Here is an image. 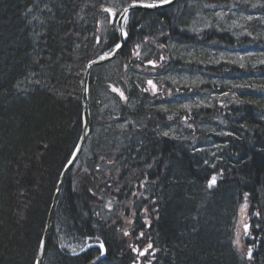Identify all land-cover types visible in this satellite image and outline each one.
Instances as JSON below:
<instances>
[{
	"label": "trees",
	"instance_id": "1",
	"mask_svg": "<svg viewBox=\"0 0 264 264\" xmlns=\"http://www.w3.org/2000/svg\"><path fill=\"white\" fill-rule=\"evenodd\" d=\"M140 1L0 0V264H35L47 214L57 188L58 173L65 165L62 159L71 147L75 146L83 128L82 92L84 77L72 73V78L67 82L64 80V83L60 86L51 79L58 78L57 73L69 74L71 69H77L75 66L70 65L72 59H76L75 47L72 48L71 43L81 44L78 52L83 56L86 63L90 59H96L105 50L113 48L118 43L117 36L110 34L107 42L102 40L101 43H97L95 40V35L99 31L96 26L97 18L91 23L88 21V15H97L95 9L98 7L122 6L123 4ZM146 1L159 2L162 0ZM79 2L82 4H78ZM216 2L222 6L231 5L228 0H179V3L161 11H133L131 18L134 17L135 21L127 26V32L129 33V30L134 29L135 24L142 26L147 22V18L159 19L162 22L161 30L156 33H142L144 38L137 44L140 46V50H144V48L155 43L156 47L150 53L156 51L153 54H157L159 50H162L159 44L167 43L164 38L168 35L174 38L173 31H176L180 26L186 25V27H189L187 18L193 6L196 4L214 6ZM28 7H30L29 12L32 11L36 14L35 17L27 16V13H29L27 11ZM200 9L203 10V8ZM24 10L26 18L30 20L45 17L44 15H47L48 12L58 11L59 14L53 13L56 14L57 21L63 17L66 18L67 22L72 21L77 25H82L81 22L85 21L87 25L81 26V29H79L83 32L84 37L82 40L71 41L67 39L66 34L64 35L63 32L55 34L52 31L54 27L50 23L46 27L39 26L36 29L39 43L32 45L35 50L32 52L34 55L33 60L30 61L32 57L27 56L29 42L23 31L24 17L22 15ZM92 11L94 13H91ZM221 14L201 13L198 16L200 22H193V26L209 28L210 23L208 21L214 22L217 19L221 20L222 26H229L240 17L237 15L222 21L223 15ZM136 18L140 22H137ZM182 23H185V25H182ZM252 23H256V21ZM253 30L255 31V29ZM215 32L217 30L204 36L203 39L212 37V40L204 41V43L209 44L217 40L228 41L233 37L226 30H219L221 35L213 37ZM46 33L49 34V38L45 36ZM76 36L78 35L75 34L73 37ZM213 38H215L214 41ZM238 39L252 44L259 43L264 37L262 33L254 35L249 32V34H242ZM45 41L49 42L48 46L45 45ZM136 46L134 47V44H132V39L128 41L127 38L115 60L116 63L113 61L110 64H103L102 68L99 67L103 72L114 71L117 74V79L114 82L110 83L104 79L97 81L91 79L89 94L92 132L87 143V147L91 148V153L89 159L86 158L87 154L84 153L79 160L83 167L91 172L89 175L93 180L89 184L94 185L95 194L100 197L98 202L89 203L95 221L102 232L105 231L108 236L116 235L118 239L120 236L123 237L125 228L138 233L139 230H135V225L132 228V222L134 220L138 223L142 220L141 216L130 209H127L124 217L115 218L112 212L105 207L106 204L117 202L113 201L115 196L125 198L136 191L132 179L138 177V175L132 168L133 159L128 152L129 145H134L136 149L137 147L143 148L142 153L137 151L138 156L142 157L141 160L145 163L146 157L153 152L152 162H155L154 170L157 172L162 170L163 161L153 150L151 143H148L146 133L153 132L159 127L164 128L174 125L178 120L180 121L184 117L187 119L191 115L192 117L187 120L190 127L184 131L181 128L180 130L187 134L190 130H193L201 140L205 138L203 135L205 129L200 128L198 124H194L197 116H195V113L199 109L194 104L187 105L190 102L189 98L188 101H183V95L188 90L187 87H180L177 83H172L168 79H160L157 81L162 85L161 95L155 97L147 92V86L130 87L119 78L127 77V75L135 77L146 70H148L147 73H150V69L147 68L149 65L146 66L145 63L152 60L153 54L150 58H146L144 53L140 54V64L143 63V65L139 69L136 66ZM210 57H213V51L210 52ZM186 58L187 56L184 54L181 58L176 59L175 57L172 61H166L157 66L156 72L152 74L161 75L162 70L172 67L177 68V70L183 69V61ZM206 65H211L210 61ZM26 66L34 68L31 74V77L37 80V83L33 85L34 91L32 92V86H29V90H24L26 94L15 95L12 91L13 83L21 77L19 75L24 71V68H27ZM221 68L213 67L212 70L217 71ZM223 68L225 69L224 66ZM45 74L48 76L45 77ZM49 75L52 77L51 79H49ZM65 84L69 89L66 93L62 91ZM113 85H117L120 89L110 90ZM240 86L243 87V83H240ZM203 87H205L204 84L190 88H192V91L196 89V94L207 93V90ZM103 88H106V90ZM168 89L172 90L170 96L167 94ZM228 90L234 91L232 87L226 91ZM117 91L119 94L124 92L127 100L123 101L120 98L121 94L119 96ZM128 100L133 101V103H129ZM182 102L186 104H177ZM222 103L220 104L216 98H212V102L209 104L213 106L205 111V115L213 116V119H209L208 123L218 122L222 112L226 113L229 110V106L225 104L226 102ZM116 112L119 113L114 114ZM139 120L142 121L137 124ZM114 130L118 132L117 135L110 133ZM260 131L264 132V129L259 128L255 135ZM123 138L129 139L130 143H123ZM189 140L193 143L190 137ZM255 140L256 144H251L244 141L238 134L233 138V142L241 156L244 148L249 147L255 153V157L252 166L248 168L249 170L244 171L243 169L240 171L243 176H238L239 181L230 180L227 185H230L237 194H241L239 193L241 188L246 191L249 210L246 209L243 216L246 219L252 217L256 222L264 223V203L256 194L259 191L260 180L264 188V138L259 134ZM162 145L169 150V153H178L175 142L163 140ZM146 150L149 151L148 154ZM177 153L175 155L170 154L169 164H171V167L180 159V155ZM182 168L171 172V176L167 181L170 186L169 189H172L171 191L162 188L158 184L160 178L153 177L152 171L149 170L145 172L144 183L138 192L143 196L149 190L164 195L166 193L175 195L177 204L175 203L169 212L166 210V213L158 220L157 224L160 233H164L168 239L166 245L171 260L176 254V256H179L178 261L180 260L178 264H197L199 261L203 264H224L226 259L219 251L218 246L222 243L220 232L224 230L227 224L225 216L222 218V222H219L222 224L218 226L214 223H208L200 227L201 234H198L196 230L191 232L187 229L196 222V218L214 214L211 211H229L236 201L234 198L238 196L239 199L241 195H230L229 205L226 197H218L216 203H214V198L213 200L205 199L200 195H212L218 187L211 194H201L200 189L207 185L201 184L202 178L198 184L203 187L195 193L197 173L189 163H186ZM86 179L88 178H84L79 182L68 178L63 185L64 188L57 209L45 264H93L89 256L90 253L69 256L65 252L67 247L65 241H69L68 236L72 235L68 233L70 230H75V239L72 241L77 244H81L95 235L87 228L86 221L76 208V203L73 204L75 196L71 194V188H77L86 199V195H88L84 189V185L88 183ZM223 181L226 180L222 178L220 182ZM185 189L192 191L194 197H192L193 201L183 204L181 194ZM210 206L215 207L206 212L205 208L207 207V210H209ZM243 207L241 204V208ZM154 216H149L146 219L153 223L157 220L158 214L156 213ZM238 218L239 214H234V220L238 222ZM134 237L137 238L138 235L136 234ZM58 242H64L65 248L60 249ZM143 242L147 243V237L140 241V243ZM124 245L127 246V244ZM157 245L161 244L158 242ZM108 255H113L112 258L115 262L121 261L116 256L115 250L109 248ZM122 260H126V257H123ZM153 261L154 264L155 260ZM261 264H264V257Z\"/></svg>",
	"mask_w": 264,
	"mask_h": 264
},
{
	"label": "bare ground",
	"instance_id": "2",
	"mask_svg": "<svg viewBox=\"0 0 264 264\" xmlns=\"http://www.w3.org/2000/svg\"><path fill=\"white\" fill-rule=\"evenodd\" d=\"M171 1V0H169ZM221 1V0H216ZM231 2V5H218V2L213 5H200L196 4L191 8L188 13V18L191 22H188V26L185 24L177 28L174 32L175 37H170L168 35L164 38L167 43L159 44L162 50H159L157 54H153L156 51H152V53H147L145 57L150 58L152 55V67L147 66L150 73H147L148 70L140 72L137 76L129 77H119L125 83H127L130 87H137L139 85L147 86L146 90L152 96L159 97L161 95L162 85H160L157 80H167L168 78H172L174 75L179 78V82L177 83L180 87H187L188 90L183 95V101H188V98L191 95L192 88L196 84H204L207 93H199L196 94L192 99L194 101V105L197 109H199L195 113L196 121L194 124H198L200 128L205 129L203 135L205 138L201 140L199 136L193 131L184 133L182 131L188 129L190 127L187 124V120L192 117L190 115L189 118H183L178 120L174 125H170L168 127H159L157 130L153 132L146 133V137L149 140L148 143H151L153 150L157 153L160 159L163 161L162 170L155 171V162H152V154L151 152L149 156L146 157V163L141 160L142 157L138 156V151L142 153L143 148H139L134 145H129L128 152L132 157V168L136 171L138 177L132 179L133 185L136 187V191L130 193L125 198L119 196H115V200L117 201L114 204H104L106 209L112 212L115 218H122L127 213V209L132 210L137 215L142 217V220L137 222H132V228L136 227L135 230H139L138 233L128 230L125 228L123 237L120 236L118 239L116 235L108 236L105 231H101L99 226L95 221V217L91 209L89 208V203L98 202L100 197L95 194L94 185L89 184L92 182V178L90 177V173L88 172L80 163V159L86 151H91V148L85 147L84 152L82 151L77 158L73 156L74 147L67 152L65 157H63L62 162L65 164L61 171L58 173V183L61 181L64 174L67 173L69 178L74 179L76 181H81L84 178H88V183L84 185V189L88 195H86V199L83 196V193L80 192L77 188H71V194L75 196L76 208L80 213L81 217L86 221L87 228L91 230L95 235L93 237H89L85 242L81 244H77L74 237V231L70 230L68 233L72 235L68 236L69 241H65L66 249L65 252L69 256H76L80 254L90 253V257L92 259L93 264H153V260H155L154 264H178L180 263L179 256L176 254L173 256L172 260L169 255V250L166 244H168V239L165 237L164 233H160L159 228L157 227L158 220L166 213L167 210L169 212L170 208L177 201L175 200V195H171L170 193L159 194L156 191L149 190L148 193L143 196L138 190L143 185L145 179V172L149 170L152 171V175L155 178H160L158 184L162 188L169 189V184L167 181L171 176V172L175 169H183L182 166H185L186 163H189L191 168L197 173V185L195 187V193L199 191L202 185L198 184L199 180L202 179L201 184H207L205 187L201 188V194L213 193L215 188L218 187L217 191L209 196H203L205 199L213 200L214 203L217 202L219 198H227L228 205L230 203V198L232 194L241 195L237 198H234L236 201L232 204V207L229 211L226 212H215L211 211L214 214L212 215H203L200 218H196V222L187 230L193 232L198 231V234H201L200 227L205 226L208 223H214L217 226L222 224L219 223L222 218L225 216L227 220L226 227L224 230H221V245L218 246L219 251L224 255L226 261L224 264H261V260L264 257V223L256 222L252 217L251 219H246L242 216L240 211L241 204L246 207L248 201V195L243 188L240 189L237 194L232 190L230 185H227L230 180L239 181V177L243 175L240 173L241 170H249L252 166L253 159L255 157V153L251 148L246 147L242 151V156L238 153V149L233 142V138L235 135H239L244 141L250 142L251 144H256V138L259 134L264 138V132L260 131L257 135L255 132L259 130V128L264 129V39L259 43L249 44L245 41L239 40L238 38L242 34H249L252 32L254 35L259 33L263 34L264 37V0H228ZM152 1L141 0L140 2H135L137 4L140 3H149ZM157 3L162 6H158L154 11H161L166 8H170L174 6L176 3H179V0L176 3L170 6H163L164 3L159 1ZM78 4H82L79 2ZM125 4L122 6H108V7H98L95 9L97 15H88V21L92 23L93 20L97 18L96 26L99 29L98 33L95 35V40L98 43L101 41L107 42L108 35L117 36L118 43L120 42V37L128 38V41L132 39V44L134 47L143 40V34L146 32L156 33L159 32L162 28V22L159 19H149L147 18V22L140 26L139 24H135L134 29L129 30L127 37H125L121 33L125 29L126 23L131 24L135 21V18H131V14L133 11L143 10L139 8H135L129 10L127 15V21L123 20V9ZM112 8L116 11L115 17H109L110 12L106 9ZM200 8H203L201 10ZM26 10V9H25ZM25 10L23 11L24 17V28L23 31L27 36L29 50L28 57L30 61L33 60V44L39 43L38 36L36 34V29L39 26H48L49 23L54 27L52 30L55 34L58 32H63L66 34L68 40L76 41L79 39H83L84 34L81 29V26L87 25L85 21H82V25H77L75 22H67L66 18L63 17L59 21L56 20V12H48V14L44 15L45 17L38 18L36 20H30L25 16ZM212 10V11H210ZM27 11H30V7H28ZM213 12L215 14H221L222 21L226 19H230L232 17L240 16L235 23H232L229 26H222L221 20H217L214 22L208 21L210 23V27L206 28L204 26L195 27L193 26V19L195 23L200 22L198 16L201 13ZM91 13H94L93 11ZM43 14V13H42ZM27 16H36L34 12L27 13ZM53 18V22H52ZM49 20V21H48ZM137 20V18H136ZM208 20H210L208 18ZM256 21V23H252ZM137 22H140L137 20ZM252 23V24H251ZM251 24V27H250ZM225 27V28H222ZM255 29V31L253 30ZM59 30V31H58ZM61 30V31H60ZM217 30L213 34V37H218L221 35L219 30H226L229 32L228 34H232V39L225 40H217L215 42H211L209 44L204 43V41L212 40L210 38H204L207 34H211L212 31ZM259 32V33H258ZM143 33V34H142ZM47 34V33H46ZM46 37H50L47 34ZM75 34L78 36L73 37ZM192 37V38H190ZM127 40V39H126ZM215 38H213V41ZM49 42L45 41V45L48 46ZM35 45V46H36ZM72 48L75 50L76 59H72V65L77 69H71L68 73H57V77L51 79L49 75V79L54 80L59 86L62 85L68 80L72 78V73L77 76H83V84L85 83V79L91 81V79L97 80H108V82H114L117 79V74L114 71L103 72L99 69L102 68V64L93 66L90 68L88 65L91 61H95L94 59H90L87 63L84 61L83 56L78 52L81 44L71 43ZM236 49L238 52H242L243 54H239L230 58L233 50ZM213 51V57H210V52ZM229 54L226 61L219 60V54ZM136 51V66H142L140 64V53ZM176 54V56H175ZM184 54H186L187 58L184 60L183 69L177 70V68H169L162 70V74H152L156 72L157 66L163 64L166 61H172L178 58H181ZM212 54V53H211ZM262 59L263 61H260ZM115 62V60H113ZM113 61H110L112 63ZM210 61L211 65H206ZM236 64L239 69H235L229 66L230 63ZM116 63V62H115ZM209 66V67H207ZM225 67V69L223 68ZM24 71L19 75L21 76L17 80L14 81L12 91L15 95H24L26 92L24 90H29V86H32L37 83L36 79L31 77V74L34 71V68H30V66H26ZM213 67H222L221 69H217V71H213ZM98 68V69H96ZM23 69V68H22ZM96 71L94 72V70ZM110 70V69H109ZM150 74V75H149ZM186 74H195L192 77H189L185 82H182L184 75ZM47 74H45L46 77ZM48 76V75H47ZM66 78V79H65ZM79 78V77H78ZM148 81H152L153 84L156 85V88L153 89L152 86L148 83ZM191 82V83H189ZM240 83H243V87L240 86ZM232 87L234 89V95L226 93L228 88ZM145 88V87H144ZM106 90V88H103ZM120 89L117 85L111 86L110 90ZM63 92H68V86L65 84L62 89ZM24 93V94H23ZM123 95H126L124 92ZM223 96V97H222ZM212 98L223 99V102H226L229 107V110L224 113L222 112L220 119L216 123H208L209 119H213V116L205 115V111L208 110L213 105L209 104L212 102ZM209 101V102H208ZM177 103L183 104L186 103ZM82 103H83V92H82ZM214 103V102H213ZM215 104V103H214ZM89 112L90 108L88 106ZM116 112L114 114H117ZM91 115V114H90ZM179 119V117H178ZM193 119V118H192ZM207 119V120H206ZM142 120L137 121V124L141 123ZM130 124V123H129ZM193 124V125H194ZM208 126L206 127V125ZM182 129V131L180 130ZM112 135H117V131L110 132ZM167 133V135H165ZM189 137L193 141L190 142ZM173 141L177 144V151L180 155L179 161H177L172 167L169 164L170 154H176L174 152H170L167 148L162 145V141ZM123 143H130V140L127 138L122 139ZM138 150V151H137ZM147 154L149 153L148 150ZM91 153V152H90ZM89 153V154H90ZM177 153V154H178ZM264 154V153H263ZM186 157V158H185ZM73 158V159H72ZM257 158V157H256ZM89 159V157L87 158ZM257 160V159H256ZM61 162V163H62ZM72 164V165H70ZM73 166V169L70 167ZM171 167V168H170ZM84 169V170H82ZM68 170V171H67ZM213 176H216L217 182L216 184L209 187V182ZM224 178L226 181L220 182V180ZM244 179V178H240ZM57 183V185H58ZM259 191L256 193L258 198L264 203V188L262 187L261 180L259 184ZM63 188L61 192H63ZM173 193V192H172ZM62 194V193H61ZM183 204L189 203L193 201L192 197L194 194L189 189H185L183 191ZM217 197V198H216ZM219 197V198H218ZM245 199V201H244ZM215 206H217L215 204ZM215 206L211 207L206 212L212 210ZM182 207V206H181ZM51 208V205H50ZM50 208L47 214L45 228L47 226L48 219L50 217ZM158 214V218L155 222H151L146 219L149 216H154ZM238 213L239 218L238 222L234 220V214ZM57 214V213H56ZM156 217V216H154ZM56 220V216H55ZM222 222V221H221ZM245 225H247V229H245ZM71 227V225H69ZM44 228V230H45ZM127 233V235L125 234ZM53 234V233H52ZM138 235L135 238V235ZM142 234V235H141ZM147 237V243H140L141 240ZM126 239L131 246L130 248L124 245V240ZM238 241V243H237ZM103 243L104 248L101 249L99 247L100 243ZM159 244L161 245H157ZM151 244L152 247L148 248V245ZM157 245V246H156ZM87 248H92L89 250H85ZM109 248L116 251V256L121 260L120 262L113 261V255L109 256ZM147 249V252H145ZM249 249H251V256H249ZM95 251V252H94ZM103 252V254H101ZM149 252V253H148ZM246 252L247 254L245 255ZM141 253H144L141 255ZM139 256V257H136ZM155 256V258H154ZM123 257H126V260H122ZM203 261V259H201ZM197 264H203V262H197ZM205 264V263H204Z\"/></svg>",
	"mask_w": 264,
	"mask_h": 264
},
{
	"label": "water",
	"instance_id": "3",
	"mask_svg": "<svg viewBox=\"0 0 264 264\" xmlns=\"http://www.w3.org/2000/svg\"><path fill=\"white\" fill-rule=\"evenodd\" d=\"M176 1L177 0H171L167 3H164L163 6H166V7L170 6L174 3H176ZM160 7H162V6H160ZM136 8L143 9V10H156L157 7H155V8L136 7ZM132 9H135V8L129 7V10H132ZM122 33H123V31L121 30L120 34H122ZM120 44H121L120 49H116L110 55L106 56L105 59L98 58L95 61H91L88 66L90 68H92L93 66L100 65V64L103 65V64H106L107 62H110V60L115 59L119 55L120 51L122 50V46L124 44V38L123 37H120ZM89 91H90V80L88 77V79H85V83L83 84V103H82V105H83V128H82L81 135H80V138L78 141L79 147L74 152L75 158H77L78 153L82 148V145L83 144L85 145V142H86L88 136L91 134L92 124H91L90 112L88 109V106L90 103L89 102ZM70 165H72V164H70ZM70 167H72V166H70ZM66 177H67V173L64 174V177H62L61 181L57 185L56 193H55V196L53 198V202H52L51 208H50V217L48 219L47 226L44 230V233H43V236L41 239V242L42 241L44 242V247L41 248V242H40V246H39L38 253L36 256L35 264H37V261H39V264H45L49 243H50L52 233H53V228L55 225V216L57 213L58 204H59V200H60L61 193H62L61 189L65 183Z\"/></svg>",
	"mask_w": 264,
	"mask_h": 264
},
{
	"label": "rangeland",
	"instance_id": "4",
	"mask_svg": "<svg viewBox=\"0 0 264 264\" xmlns=\"http://www.w3.org/2000/svg\"><path fill=\"white\" fill-rule=\"evenodd\" d=\"M152 3H155V2H152ZM188 4V3H187ZM201 4H199V6H200ZM188 19V22H191V20L189 19V18H187ZM193 22H195V20L193 19ZM185 24V23H184ZM140 47V46H139ZM139 47H137L136 46V49H137V51L140 53V54H143L144 53V55H146L147 53H150V51L151 50H154V47H156V44L155 43H152L150 46H148V47H146V48H144V50H140L139 49ZM156 49V48H155ZM239 54H243L244 55V53H242V52H238L236 49H234L233 50V52H232V54H231V56H230V58H232L233 56H236V55H239ZM228 55L229 54H223V53H221L220 52V54L218 55L219 56V60H223V61H226L227 60V58H228ZM146 58H148V57H146ZM260 61H263L262 59H260ZM148 62H150V61H147V63H145L146 64V66L147 65H149L150 66V63H148ZM229 66L230 67H232V68H238L237 66H236V64H234V63H230L229 64ZM139 67V69H141L140 68V66H138ZM195 74H191V75H189V74H186V75H184V77H183V79H182V82H185L189 77H192V76H194ZM179 78H180V76L177 78V76H173L171 79L170 78H168V80L170 81V82H172V83H178L179 82ZM162 83V82H161ZM164 83H166V81H164ZM179 83H181V82H179ZM189 83H191V82H189ZM181 84H183V83H181ZM203 84V83H202ZM202 84H196V86L197 85H202ZM226 93H228V94H230L231 96H233L234 95V91H232V90H228V91H226ZM117 94H119V92L117 93ZM167 94L170 96V95H172V90L171 89H168L167 90ZM196 95V89L195 90H193L192 92H191V95H190V97H189V100H190V102L189 103H187V105L188 106H191L193 103H194V101H193V97ZM119 96H120V94H119ZM223 97V96H222ZM120 98L123 100V101H126L127 100V98H122L121 96H120ZM89 102H90V96H89ZM128 102L129 103H133V101H129L128 100ZM209 102V101H208ZM223 102V99H219V101H218V103H220V104H223L222 103ZM210 103V102H209ZM89 108H90V106H89ZM90 117H91V115H90ZM91 124H92V122H91ZM91 130H92V127H91ZM91 135V134H90ZM90 135L88 136V138H87V140H86V142H85V145L83 144L82 145V148H81V150L79 151V153H78V155L83 151L84 152V150H85V147H86V144L88 143V141H89V138H90ZM79 138H80V136H79ZM78 141H79V139H78ZM78 141L76 142V144H75V147H74V152L77 150V148L79 147V144H78ZM73 152V156H74V153ZM91 151H86V158H88L89 157V153H90ZM73 159V158H72ZM72 169H73V166L71 167ZM69 178V176L67 175V177H66V179H65V181H67V179ZM55 193H56V190H55ZM55 193H54V195H53V198H54V196H55ZM61 198V197H60ZM52 202H53V199H52ZM52 202H51V204H52ZM59 202H60V200H59ZM58 206H59V204H58ZM242 209V211H241V215L243 216L244 215V213H245V210L246 209H248L249 210V206H246V207H243V208H241ZM238 213H240V212H238ZM239 223V222H238ZM124 240V239H123ZM64 243V242H63ZM62 242H58V245H59V248L60 249H62V248H65L64 247V244H63ZM124 244H127V246L129 245V243H128V241L125 239L124 240ZM129 248H130V251H131V249L133 248H131V246L129 245ZM149 253V252H148ZM245 253V255L247 254L246 252H244ZM136 257H139V256H137L136 255Z\"/></svg>",
	"mask_w": 264,
	"mask_h": 264
},
{
	"label": "snow or ice",
	"instance_id": "5",
	"mask_svg": "<svg viewBox=\"0 0 264 264\" xmlns=\"http://www.w3.org/2000/svg\"><path fill=\"white\" fill-rule=\"evenodd\" d=\"M162 2L163 3H167V2H169V0H162ZM158 6H160L159 4H156V3H140V4H137V3H133V4H131V5H129V7H131V8H136V7H145V8H155V7H158ZM129 7H125L124 9H123V20L126 22L127 21V13H128V11H129ZM108 12H110V13H112V15H113V17H115L116 16V11L114 10V9H112V8H108V9H106ZM123 35L125 36V37H127V32H124L123 33ZM137 47H139V45H137ZM115 48L116 49H120L121 48V44H116L115 45ZM137 55H139V53H137ZM106 57H101V59H105ZM149 63H155V62H153V61H150ZM148 83L152 86V88L153 89H155L156 88V85L155 84H153V82L152 81H148ZM121 94V96H123V93H120ZM165 135H167V133H165ZM216 182H217V178H216V176H213L212 178H211V180H210V182H209V187H211L212 185H214V184H216ZM247 225H245V229H247ZM126 235H127V233H125ZM142 235V234H141ZM237 243H238V241H237ZM44 247V242L42 241L41 242V248H43ZM99 247L101 248V249H103L104 248V245H103V243L101 242L100 243V245H99ZM152 247V245L151 244H149L148 245V248H151ZM145 252H147V249H145ZM101 254H103V252L101 253ZM144 253H141V255H143ZM249 256H251V249H249ZM37 264H39V261H37Z\"/></svg>",
	"mask_w": 264,
	"mask_h": 264
}]
</instances>
